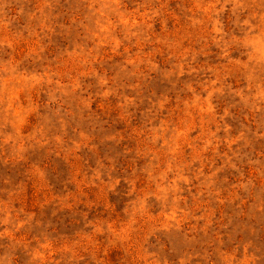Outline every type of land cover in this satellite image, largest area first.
Returning <instances> with one entry per match:
<instances>
[{
  "label": "rangeland",
  "instance_id": "rangeland-1",
  "mask_svg": "<svg viewBox=\"0 0 264 264\" xmlns=\"http://www.w3.org/2000/svg\"><path fill=\"white\" fill-rule=\"evenodd\" d=\"M0 264H264V0H0Z\"/></svg>",
  "mask_w": 264,
  "mask_h": 264
}]
</instances>
